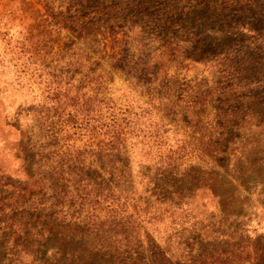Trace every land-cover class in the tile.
<instances>
[{"label":"rangeland","instance_id":"374dc122","mask_svg":"<svg viewBox=\"0 0 264 264\" xmlns=\"http://www.w3.org/2000/svg\"><path fill=\"white\" fill-rule=\"evenodd\" d=\"M125 234L142 264H264V0H0V264Z\"/></svg>","mask_w":264,"mask_h":264},{"label":"trees","instance_id":"16d2710c","mask_svg":"<svg viewBox=\"0 0 264 264\" xmlns=\"http://www.w3.org/2000/svg\"><path fill=\"white\" fill-rule=\"evenodd\" d=\"M69 18V17H68ZM70 19V18H69ZM68 19V20H69ZM94 17H91L90 19H80L78 21L77 26L83 30L85 29L89 24L92 23ZM65 20V21H64ZM96 20V18H95ZM59 24L57 25V28H62L66 24V17H63V19H59ZM72 22V21H70ZM72 24H75V22H72ZM118 49L121 51L122 48L118 47ZM118 52L112 48V53H111V58L115 59L114 63V68L122 69L126 67V63H123V60L121 56H118ZM64 98L66 103L63 104V107L61 111H59L56 114L57 120L61 122L62 124H66L68 121H73L74 123L79 122L77 125L79 130H87V127L89 123H85L86 126H83L82 123L84 122L85 118L88 117L89 111L84 110V106L86 104V100L83 96L78 97L77 92L75 91L74 94L68 95V93L65 91L64 93ZM69 104L71 107H69ZM68 107V109H66ZM127 113V112H126ZM122 115V113H117V115L113 114L111 119V122L106 123L105 129H103V132L107 133L109 141H106L103 145L111 144L112 149H114L118 144L121 142L123 143L124 140V135L126 133H131V129L135 128V124L127 117V114ZM103 124L100 125H94L93 127H98L95 128V133L101 132V128ZM130 129V130H129ZM86 132V131H85ZM111 142V143H108ZM101 146V145H100ZM102 148V147H100ZM135 205V204H133ZM40 217V216H39ZM115 223V222H114ZM114 226H119V229L121 230V233L124 234V225L120 224V222H116ZM128 235L125 234V237L122 239H117L114 242H117V245H114V242H105L102 245H100L98 249L99 252H95L96 254L91 253L88 250L85 249H79L76 247L74 251H66L63 253H69L65 254L69 256V261H62V264H142V258L138 256L137 253L134 255L129 254L127 247H128ZM45 239H34V242L32 241L29 243L32 248H35V246H38V243L43 242ZM137 242V241H136ZM34 249H32L33 253ZM62 252L59 253L61 258H64V254ZM102 253H105L108 255V259L106 258V261H102L99 259ZM68 259L67 257H65ZM44 263L43 264H51L49 262L52 261V256H49L47 258H43ZM170 261L166 260V262H163L164 264H168ZM31 264H40L38 262V259H34V255L31 256ZM205 264H225L221 259H214L210 262H207Z\"/></svg>","mask_w":264,"mask_h":264}]
</instances>
